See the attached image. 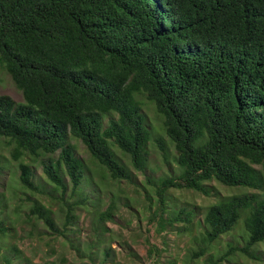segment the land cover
Returning <instances> with one entry per match:
<instances>
[{"label":"trees","instance_id":"trees-1","mask_svg":"<svg viewBox=\"0 0 264 264\" xmlns=\"http://www.w3.org/2000/svg\"><path fill=\"white\" fill-rule=\"evenodd\" d=\"M0 66L24 98L0 95V142L19 163L21 187L64 214L61 228L50 205L36 201L28 220L34 216L72 247L80 213L112 221L116 203L101 211L94 170L102 181L136 185L154 140L169 161L166 139L147 120L151 104L181 172L147 179L159 204L150 222L158 233L178 223L191 230L192 211L164 217L172 189L210 197L209 184L217 182L252 190L207 208L194 256L206 255L243 220L245 246L231 245L228 254L257 259L252 249L264 243V0H0ZM3 163L0 154V176ZM9 235L0 219V249L12 264L19 250ZM149 244V256L160 257ZM103 254L101 264L109 263L112 248Z\"/></svg>","mask_w":264,"mask_h":264},{"label":"rangeland","instance_id":"rangeland-1","mask_svg":"<svg viewBox=\"0 0 264 264\" xmlns=\"http://www.w3.org/2000/svg\"><path fill=\"white\" fill-rule=\"evenodd\" d=\"M0 95H7L16 102H23L22 92L16 87L11 76L0 66ZM148 105V104H147ZM147 120L155 135H161L167 141L169 161L166 162L162 150L154 140L148 147V164L145 174L136 172L135 183L113 181L110 177L102 181L99 171L94 179L100 187L96 201H99L101 211H105L110 203H116L112 221L101 224L94 213H80L77 225L80 232L74 239H79L74 247L63 236L55 237L44 227L42 221L34 216L30 220V206L36 201L49 204L53 210L58 225L63 228L64 214L59 211L56 202L42 199L39 194L24 190L19 182V163L12 157L11 147L0 142V154L4 157L3 172L0 176V219L6 221L11 231L9 242L19 250L12 264H101L104 259V248H112L113 254L107 264H264V243L256 245L252 252L257 259H250L240 252L228 254L230 247H243L248 235L243 220L229 234L214 242L206 255L195 257L204 235V216L207 208L216 203L219 198L231 195H242L253 192L244 188H228L217 182H211L209 187L215 188L212 196L207 197L192 190H170L166 195V212L164 217H175L179 211L186 209L194 212L193 225L190 231L185 230L184 223H178L162 233H158L157 223L150 222L158 211V199L155 187L147 179L156 183L159 178L178 175L181 170L174 161L175 149L161 131V119L153 105L145 108ZM78 146V155L89 161L90 155L83 144L72 140ZM119 154H121L119 152ZM122 158V154H121ZM124 162L129 164V158L124 156ZM30 161L29 159H25ZM130 165V164H129ZM36 174L44 177L40 163H35ZM131 167V166H130ZM92 209V208H91ZM168 214H171L168 216ZM105 229V230H104ZM102 233L101 244L97 235ZM161 249L160 257L152 259L148 250L150 244ZM98 243V244H97ZM8 244V239L5 245ZM89 244L98 245L95 254L88 249ZM79 248V251L77 250ZM5 249H0V264ZM13 257L12 260H14Z\"/></svg>","mask_w":264,"mask_h":264}]
</instances>
